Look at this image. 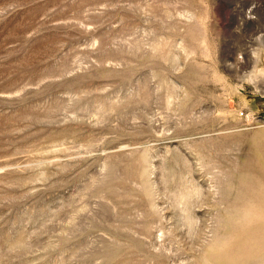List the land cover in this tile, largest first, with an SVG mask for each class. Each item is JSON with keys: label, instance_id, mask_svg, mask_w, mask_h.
Listing matches in <instances>:
<instances>
[{"label": "rangeland", "instance_id": "obj_1", "mask_svg": "<svg viewBox=\"0 0 264 264\" xmlns=\"http://www.w3.org/2000/svg\"><path fill=\"white\" fill-rule=\"evenodd\" d=\"M0 264H264V0H0Z\"/></svg>", "mask_w": 264, "mask_h": 264}, {"label": "bare ground", "instance_id": "obj_2", "mask_svg": "<svg viewBox=\"0 0 264 264\" xmlns=\"http://www.w3.org/2000/svg\"><path fill=\"white\" fill-rule=\"evenodd\" d=\"M190 194V193H189ZM189 199V198H188ZM187 200V199H186Z\"/></svg>", "mask_w": 264, "mask_h": 264}]
</instances>
